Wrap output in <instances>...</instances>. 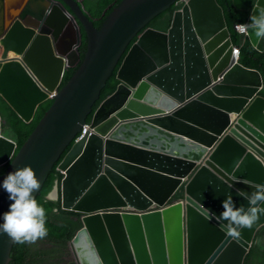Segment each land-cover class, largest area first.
<instances>
[{"label": "water", "instance_id": "95a60500", "mask_svg": "<svg viewBox=\"0 0 264 264\" xmlns=\"http://www.w3.org/2000/svg\"><path fill=\"white\" fill-rule=\"evenodd\" d=\"M181 1L124 0L98 30L80 1L0 0V96L30 124L56 93L18 153L0 114V185L30 165L37 198L72 144L48 200L82 215L70 242L77 264H244L264 226L261 215L234 238L217 218L227 194L247 208L237 190L264 185L262 75L240 64L218 0H188L168 32L150 28ZM233 3L251 10L246 24L264 9ZM79 24L85 58L60 89L80 62ZM11 203L0 187V223ZM16 245L0 233V264H13Z\"/></svg>", "mask_w": 264, "mask_h": 264}, {"label": "trees", "instance_id": "16d2710c", "mask_svg": "<svg viewBox=\"0 0 264 264\" xmlns=\"http://www.w3.org/2000/svg\"><path fill=\"white\" fill-rule=\"evenodd\" d=\"M75 1H80L87 17L94 23V26L100 30L109 15L124 0ZM218 2L224 9L225 19L231 33L232 42L234 45L240 47V64L246 68L257 70L262 75L263 89L260 92V96L264 97V52H259L252 46L249 39L244 34H240L235 29L236 25L246 24L251 10L237 9L233 0H218ZM185 4V1H181L150 28L168 32L172 27L175 12L183 9ZM79 26L82 34V43L79 48L80 62L75 68H71L65 72L60 89L69 82L85 58L88 46L87 33L81 24H79ZM122 62L123 60L118 66L117 71L120 69ZM117 71L114 73L108 88H106L100 103L116 91L120 83L116 77ZM52 103L53 100H50L42 105L37 112L35 120L28 124L0 96V114L3 120V127L6 130L5 136L17 144L18 149L16 153L19 152L33 134L40 121L43 120L45 114L51 108ZM92 115L86 122L87 124L90 123ZM71 146L72 144L55 164L36 198L37 203L46 210L47 220L45 226L48 230V235L44 239L38 240L33 244L17 243L12 258L13 264H77L73 258L70 242L82 228V215L62 210L59 195L56 201L48 200V196L51 194L54 187L57 186L59 189L63 176L57 172V167L68 153ZM8 167L9 165L0 168V177L5 174ZM175 202H177L176 199L172 201V203ZM244 264H264V226L257 232L254 243L245 258Z\"/></svg>", "mask_w": 264, "mask_h": 264}, {"label": "clouds", "instance_id": "9594fccd", "mask_svg": "<svg viewBox=\"0 0 264 264\" xmlns=\"http://www.w3.org/2000/svg\"><path fill=\"white\" fill-rule=\"evenodd\" d=\"M250 19L251 23L238 26L239 31L246 35L254 34L257 41L264 42V9H258ZM40 186V180L30 165L17 168L4 178L0 187L8 193L12 203L3 214L0 233L20 244H33L48 235L46 210L33 195ZM253 188L251 193L237 190V195L247 200V208L243 205L237 207L231 194L222 201L223 211L217 218L224 222L220 224V230L226 235L238 238L240 230L251 229L264 215V185H253ZM212 215L215 216L214 213Z\"/></svg>", "mask_w": 264, "mask_h": 264}, {"label": "built area", "instance_id": "2783aa9c", "mask_svg": "<svg viewBox=\"0 0 264 264\" xmlns=\"http://www.w3.org/2000/svg\"><path fill=\"white\" fill-rule=\"evenodd\" d=\"M239 25H236L235 26V28H236V30L240 33V34H243V33H241L240 31H239V27H238ZM244 35H246V34H244ZM51 98V100H53V95L50 97ZM87 131H89V124H86L84 127H83V129L81 130V136H83V135H85V133L87 132ZM80 139V136L77 138V141Z\"/></svg>", "mask_w": 264, "mask_h": 264}, {"label": "bare ground", "instance_id": "6f19581e", "mask_svg": "<svg viewBox=\"0 0 264 264\" xmlns=\"http://www.w3.org/2000/svg\"><path fill=\"white\" fill-rule=\"evenodd\" d=\"M188 0H185V3L187 2ZM240 3H241V5H243V6H247L248 5V3H249V0H240ZM185 6V5H184ZM56 93H54L53 94V96L55 95Z\"/></svg>", "mask_w": 264, "mask_h": 264}, {"label": "rangeland", "instance_id": "374dc122", "mask_svg": "<svg viewBox=\"0 0 264 264\" xmlns=\"http://www.w3.org/2000/svg\"><path fill=\"white\" fill-rule=\"evenodd\" d=\"M0 55H1V53H0ZM6 135V134H5ZM73 258H74V255H73ZM74 260H75V258H74Z\"/></svg>", "mask_w": 264, "mask_h": 264}]
</instances>
